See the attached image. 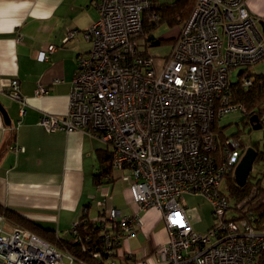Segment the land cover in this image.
<instances>
[{"label":"built area","instance_id":"obj_1","mask_svg":"<svg viewBox=\"0 0 264 264\" xmlns=\"http://www.w3.org/2000/svg\"><path fill=\"white\" fill-rule=\"evenodd\" d=\"M94 1L99 17L83 32L92 47L77 56L68 111L43 114L40 125L48 132L82 131L108 144L109 177L129 171L122 177L139 211L124 215L108 208L111 188L99 184L97 215L88 214L99 225L97 236L83 239L79 227L85 219L70 228L81 250H91L88 258L29 230L5 228L0 213V264H264V219L256 209L264 199L257 196L258 187L251 185L237 201L221 190L248 144L232 136L221 140L216 125L233 112L247 114L243 103L233 101V83L249 86L251 77L242 73L264 60V31L248 0H195L159 71L153 58L139 51L137 39L153 0ZM77 32L69 31L64 42ZM54 49L51 44L38 51L37 59L46 60ZM237 68L239 78L233 81ZM35 91L42 95L47 89L40 84ZM9 94L23 101L17 79ZM187 193L212 204L215 223L206 233L194 229L180 201ZM150 207L160 210L167 238L160 243L150 231L153 248L139 256L126 243L144 226L139 212Z\"/></svg>","mask_w":264,"mask_h":264},{"label":"crops","instance_id":"obj_2","mask_svg":"<svg viewBox=\"0 0 264 264\" xmlns=\"http://www.w3.org/2000/svg\"><path fill=\"white\" fill-rule=\"evenodd\" d=\"M247 6L259 24L264 23V0H248ZM98 17L94 0H0V102L11 119L7 124L0 111V208L53 229L60 238L71 234L86 206L90 217L97 210L95 201L98 196L102 199L94 183L97 153L109 145L78 130L48 132L40 125V117L67 113L77 56L92 47L83 32ZM73 29L78 31L76 36L64 42ZM51 44L55 49L48 58L38 60L37 52ZM255 68L263 72L264 60ZM13 79L19 82L23 101L9 94ZM40 84L47 92L37 95ZM119 206L122 214L133 213ZM6 223L23 228L5 217L4 227ZM143 232L147 252L154 242Z\"/></svg>","mask_w":264,"mask_h":264},{"label":"trees","instance_id":"obj_3","mask_svg":"<svg viewBox=\"0 0 264 264\" xmlns=\"http://www.w3.org/2000/svg\"><path fill=\"white\" fill-rule=\"evenodd\" d=\"M152 10L150 13L143 14L142 23L143 28L140 35L137 37L139 38L144 37L148 44L151 45H161L164 41L170 42L171 40L173 43L176 41V37L171 38H157L153 34V31L161 24L168 23L172 28L179 26L181 23L185 22L192 10L194 8L195 0H174L171 3H158L157 0H153ZM157 14V18H154L153 15ZM140 45V43H139ZM139 51L143 55H147V51ZM242 75H248L251 77V84L247 87L241 86L238 82H234L233 84L236 86L233 89V101L234 102H241L247 109V114L245 117V123L250 125V118L253 115H257L259 118V123L263 126V116H264V72L258 73L254 72L251 68L244 71ZM217 130L219 133V137L222 140L225 138L222 132H220L218 123ZM253 129V128H252ZM98 159V166L96 168V172L94 173V183L96 186L99 184H108L113 183L116 179L109 177L112 173V152L109 148H105L100 150L97 153ZM264 159V150H259L258 156L256 161ZM255 161V162H256ZM254 162V163H255ZM261 174L250 175L248 178L247 183L244 186H238L234 174H231L227 177L228 179V188L229 194L227 195L231 200L237 201L241 200L243 197H246L251 189V185H256L258 187L257 196H261L264 199V171L260 172ZM255 180V181H253ZM88 206H86L87 208ZM89 208L84 209V212L81 216V220H86V224L79 227L83 239L86 241V235L89 234L91 237L97 236L99 231V225L93 222L88 217ZM257 212L260 216L264 219V205L261 203L256 207ZM0 213L8 218L14 220L23 228H26L48 242L56 245L58 248L67 250L72 254L88 258L91 256V250L83 251L80 248V242L74 241L73 238L66 240L58 237L56 235V231L50 228H44L43 226L31 221L30 219H26L20 214L10 209L3 210L0 208ZM87 225L89 230H84V226ZM97 248L96 244L93 245ZM93 251V250H92ZM101 261V260H100Z\"/></svg>","mask_w":264,"mask_h":264},{"label":"rangeland","instance_id":"obj_4","mask_svg":"<svg viewBox=\"0 0 264 264\" xmlns=\"http://www.w3.org/2000/svg\"><path fill=\"white\" fill-rule=\"evenodd\" d=\"M174 0H157L158 3H171ZM180 25L172 28L168 23H163L159 25L154 31L153 34L157 38H171L177 37L180 34ZM140 50L147 51V55L153 58L154 64L159 71L163 66L167 56L171 53L174 43L171 40L170 42L164 41L161 45H151L148 44V41L141 37L139 38ZM253 70V68H252ZM255 72L258 70L255 68ZM260 71L264 72V69ZM239 68L233 71L231 80L236 81L239 78ZM261 73V72H258ZM218 127L220 132L223 133L225 137L232 136L239 139L240 142H246V144H259V150H264V116H263V126L260 129H252L249 125L245 123V117L242 112H233L219 121ZM99 141V140H98ZM101 142V140H100ZM264 171V159L258 160L253 164V171L250 175L255 174L257 172ZM123 174H129L127 169L123 171H115V176L117 177V181H115V188L113 190L112 183L107 184L108 187L111 188L110 193L106 196L107 207L118 206L121 209L119 204L123 207V209L128 211H139L138 205L134 200L133 196L130 194L128 189V182L123 179ZM221 190L224 194H229L228 188V179L225 177L221 183ZM101 196L102 193L97 191ZM96 201L101 200L98 196ZM104 200V199H103ZM95 201V202H96ZM105 201V200H104ZM180 201L183 205L187 207L188 214L190 216V220L193 224L194 229L199 233H206L215 223V219L213 217V207L209 200L201 195L195 194H184ZM140 216L144 221V226L141 231L150 232L153 231L155 238L157 240L164 242L166 239V235L163 231V219L161 216V212L157 207H150L145 211H140ZM95 217L97 215V210H94ZM124 215H131L124 214ZM7 229H11V225L6 223ZM139 232L135 236L128 239L126 246L133 250V248L142 247L140 250H134L140 256L143 253H146L144 249L145 246L149 247L148 241L145 239V232L143 234ZM63 239L69 240L72 238L71 234L67 233L62 237ZM149 238V237H148ZM150 239V238H149ZM129 264H136L135 262H129Z\"/></svg>","mask_w":264,"mask_h":264},{"label":"water","instance_id":"obj_5","mask_svg":"<svg viewBox=\"0 0 264 264\" xmlns=\"http://www.w3.org/2000/svg\"><path fill=\"white\" fill-rule=\"evenodd\" d=\"M261 27L264 31V23H261ZM0 111L2 112L4 119L7 124H11V119L9 114L4 107V105L0 102ZM250 123L252 124L253 129H260L262 126L259 123V118L257 115H253L250 118ZM258 156V151L253 146H248L246 148L245 153L243 154L241 160L237 164L234 170L235 181L238 186H244L250 176V173L253 169V164L256 161ZM1 261V260H0Z\"/></svg>","mask_w":264,"mask_h":264},{"label":"flooded vegetation","instance_id":"obj_6","mask_svg":"<svg viewBox=\"0 0 264 264\" xmlns=\"http://www.w3.org/2000/svg\"><path fill=\"white\" fill-rule=\"evenodd\" d=\"M250 128H252V124L250 123ZM262 126V125H261ZM246 144V142H241V145L243 146V145H245ZM250 145V144H249ZM259 144L257 143V144H251V146H253L257 151H259V146H258Z\"/></svg>","mask_w":264,"mask_h":264}]
</instances>
